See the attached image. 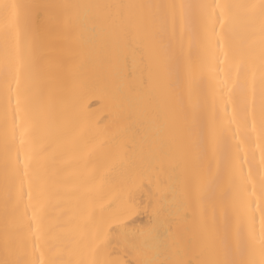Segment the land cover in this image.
<instances>
[{
  "label": "bare ground",
  "instance_id": "bare-ground-1",
  "mask_svg": "<svg viewBox=\"0 0 264 264\" xmlns=\"http://www.w3.org/2000/svg\"><path fill=\"white\" fill-rule=\"evenodd\" d=\"M5 3L23 6L22 14L30 19L27 39L35 66L27 82L22 73L21 87L41 121L38 160L46 170L48 236L59 258L73 264L91 259L81 235L123 222L127 228L110 232L111 242L100 258L135 264L143 255H156L197 264L206 258L211 236L216 258L239 259L250 223L238 212L239 166L244 180L251 170L259 195L264 85L257 77L254 98L244 89L243 74L234 86L232 57L258 40V22L236 12L221 29L207 7L217 0H0ZM68 4L136 7L119 13L69 11L62 7ZM3 22L0 10V261H13L18 258L11 244L13 226L26 220L28 203L27 181L19 199L22 162L32 145L26 137L21 147L17 129L6 146L16 84ZM221 43L229 52L224 64L219 63ZM150 65L154 83L148 87L141 80ZM193 172L203 176L207 190L200 200H191L185 218L184 181ZM246 188L250 194L252 184ZM130 192L136 207L125 219ZM33 197L35 202L34 186ZM85 210L92 212L89 222ZM259 221L257 212V232ZM153 226L159 235L149 248L132 252L125 247L121 232L132 235ZM137 239L143 237L137 234ZM49 255L45 251L46 259Z\"/></svg>",
  "mask_w": 264,
  "mask_h": 264
},
{
  "label": "snow or ice",
  "instance_id": "snow-or-ice-1",
  "mask_svg": "<svg viewBox=\"0 0 264 264\" xmlns=\"http://www.w3.org/2000/svg\"><path fill=\"white\" fill-rule=\"evenodd\" d=\"M23 6L15 3H5L0 5V10L3 12V33L6 44L8 45V58L12 66V72L15 79L16 101L13 113V121L10 132L6 131V146L8 138L14 141L17 129L20 130V145L24 146L26 137H30L32 147L25 152L22 162L23 172L21 174V188L19 199L23 198V184L25 181L29 184L28 203L25 205L23 217L26 220H21L20 223L13 226L14 235L11 240L12 249L17 255V259L13 261H0V264H73V262H65L59 258V250L53 251L55 244L49 240V225L46 220V209L48 204V193L46 188V170L44 165L38 160L39 152L42 151L40 144L41 121L37 119L31 110V100L26 95V88L22 89V73L25 81L35 66V55L28 42L27 36L30 27V19L26 14H22ZM66 10L79 8L86 9H116L121 12L123 9L132 8V5H63ZM143 7V6H139ZM210 9V17H215V22H218L221 29L226 26L236 12H242L253 22H258L259 38L253 39L247 51L242 54L233 53L232 67L235 71L236 79L233 85L240 83L241 74L244 75V89L251 91L253 98L255 95L254 84L259 77L262 85H264V0H259L258 3L244 4H221L218 2L207 6ZM95 19V17H93ZM215 22L212 24V32L215 33ZM24 34V43H21V33ZM223 59H219L220 64H224L229 58V52L224 50V45H219ZM156 71L162 72L163 69L159 66ZM220 71H224L223 68ZM154 68L152 65L148 67V75L146 79L141 80V84L151 87L154 83ZM227 86L228 81H223ZM163 84V82H162ZM130 91L134 89L129 88ZM231 91V89H229ZM262 109L260 116L261 133L264 135V87L261 89ZM255 129V123H253ZM36 167L33 168V164ZM246 162V161H245ZM17 163H20L17 157ZM261 165H264V148H262ZM239 172L242 177V193L239 197L238 212L242 216L248 217L250 223L247 230V237L241 247V255L237 260L218 259L215 257L214 249L209 236V242L206 248V258L197 261V264H264V175L259 177V195L256 193V183L252 179L251 170H249L246 180L243 178L242 164L239 166ZM247 183L252 184V191L247 194ZM142 184V181H141ZM33 186L35 187V202H33ZM207 183L202 175L193 172L188 175L184 181V196H185V218L190 202L193 198L200 200L206 193ZM252 198H255V207L252 206ZM135 197L133 193H129L126 201L124 212L128 214L125 219L135 211ZM31 210V215H28V210ZM260 214L259 231L255 227L256 213ZM158 214V213H157ZM92 220L91 210H85V221ZM127 224L118 222L115 226H109V231L102 228L91 233L88 237L83 234L80 239H87V247L91 254V259L78 260L75 264H122L119 259L100 258L101 253L106 249L110 242V232H116L118 229H126ZM125 241V247L132 252H142L144 249L151 246V241L159 235L155 226L145 229H138L137 233L129 235L126 231L120 233ZM137 234L143 239L138 240ZM45 251L49 252L48 258H45ZM112 253H108L111 256ZM123 264H132L131 261H125ZM135 264H193L191 259L166 261L160 260L156 255H143L135 261Z\"/></svg>",
  "mask_w": 264,
  "mask_h": 264
}]
</instances>
